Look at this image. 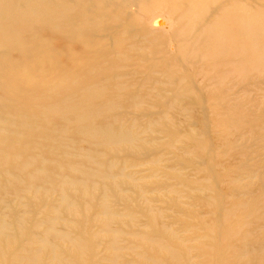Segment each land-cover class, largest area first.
I'll return each instance as SVG.
<instances>
[{
  "label": "rangeland",
  "instance_id": "374dc122",
  "mask_svg": "<svg viewBox=\"0 0 264 264\" xmlns=\"http://www.w3.org/2000/svg\"><path fill=\"white\" fill-rule=\"evenodd\" d=\"M9 1L27 9L21 0ZM80 1L83 9L72 27L82 24L86 28L101 22L105 37L81 42L88 44L83 48L72 41L65 45L62 34L39 27L38 35L49 41L36 53L49 54V72L37 77L30 72L29 80L22 84L28 90L7 98L0 88V138L29 142L27 146L10 142L0 145V181H6L9 173L21 177L15 166L23 158L38 154L35 146L43 142L41 130L45 128L50 129L56 143L59 141L52 150L60 151L57 160L61 163L44 157L38 166L35 164L38 174L44 171L63 177L67 175L63 164H83L86 169L79 168L78 179L84 178L85 172L99 171L109 180L88 177L86 186L72 195L51 193L44 176L36 174L42 182L28 183L37 186V191L22 188L16 195L1 194L0 231L1 222L8 227L1 236L0 264H22L27 255L24 250L36 249L40 234L48 226L55 241L49 250L36 251L41 258L38 264H264V61L257 67L242 65L237 85L228 94V105L210 106L188 84L181 90H172L167 84L154 86L162 76L149 68L155 61L166 62L168 47L134 49L137 39H131L124 27L118 26V20L106 12L108 0ZM238 2L243 14L254 11L255 16L264 15V0ZM153 11L160 21L154 26L153 38L169 36L174 22L150 8V23ZM24 16L31 17L20 18V24L38 20L41 15ZM109 18L115 23L112 20L108 25ZM255 28L264 37V28L254 24ZM117 38L121 41L116 43ZM259 45L264 57V42ZM14 52L17 57H10L15 61L8 62L24 66V55ZM67 62L81 69L77 73L72 68L74 78L68 77ZM103 63L118 66L103 72ZM64 70V78L72 80L67 86L82 89L99 83L103 98H112L113 105L122 104L123 99L133 105L126 103L98 113L99 106L87 104L101 106V100L89 102L86 93L76 92L70 96L78 105L67 112L65 120L48 114L45 122L23 128L30 118L16 115L3 103L13 107L10 99L19 96L39 109L61 91L59 85H53L49 90L53 96L46 97L39 90L44 87L41 78L53 84ZM133 79L140 81L132 84ZM110 82L124 85L114 90ZM201 82L197 80L199 85ZM148 92L154 93L149 96ZM87 111L93 116L78 122V116ZM103 123L109 124L111 141L95 138L97 146L86 163L80 156L90 147L84 128L92 131L106 125ZM60 128H67L65 143L60 141L61 133H56ZM64 199L70 203L66 210L62 209ZM16 215L25 220L20 234H14L12 227ZM42 222L45 227H35ZM71 241L78 242V250Z\"/></svg>",
  "mask_w": 264,
  "mask_h": 264
},
{
  "label": "bare ground",
  "instance_id": "6f19581e",
  "mask_svg": "<svg viewBox=\"0 0 264 264\" xmlns=\"http://www.w3.org/2000/svg\"><path fill=\"white\" fill-rule=\"evenodd\" d=\"M21 1L27 5L26 10L19 9L17 5H14L9 0H0V88L6 98L17 94L16 92L28 90L22 84L29 80L30 72H34L36 77L38 74L49 72L47 63L49 54L36 53L39 49H45L49 41L48 38H42L38 35L40 32L38 30L39 27L45 32L49 31L48 33L55 32L62 34V41L65 45H68L72 41L75 45L79 44L83 48L88 44H82L81 42H95L98 37L105 35V26L101 22L94 26H87L86 28L82 27V24H80L79 28L72 27V22L79 18L80 12L83 9V2L80 0H73L71 2L68 0ZM108 3L109 9L106 12L118 20V26H123L126 34L131 39H137L134 42V49L168 47L166 52L169 56L166 62L155 61L149 68L152 72L159 73L162 76L160 80L153 83L154 86L167 84L172 90L176 88L181 90L184 85L188 84L200 97L206 99L207 104L210 106L228 105V94L237 85L242 65L257 67L260 61H264L262 51L259 48V43L264 42V37L261 36L259 29H254V24L260 28H264V15L255 16L254 11L253 13L243 14L238 0H108ZM223 5L226 6L225 9H223ZM130 7H134V10L129 11ZM150 8H155L156 11L160 10V12L168 15L174 22L169 36L163 34L161 36L165 37L153 38V34L156 33L157 28L154 26H159L160 21H158V15L153 11L151 18L154 19L150 23V16H147L148 9ZM36 13L41 15L39 16L40 19H28L26 22L20 24V18L31 17L24 15H34ZM173 17L174 20L172 19ZM114 19L109 18L106 22L109 25ZM150 34L151 37L147 38ZM119 41L121 39L117 38L116 43ZM170 46L173 47V51L171 52L169 51ZM14 51H19L24 55V58L21 60L25 64L24 66L8 62L15 61L10 57L13 54H15L14 58L17 57ZM101 56H104V54L101 53ZM67 64L68 62L66 63V67L69 70V78L73 77L74 74L72 68H75L78 71L77 73L81 71L79 67ZM117 66L108 63L101 64L103 72L112 70ZM64 77H67L66 70L55 78L53 84H51L50 80L44 77L41 78L40 85L44 87H42L43 91L42 89L39 90L42 93L44 92L46 97L53 96L49 91L53 85V87L59 85L61 91L55 92L57 96L46 99L42 103L44 106L39 109H34L28 98L26 101L19 96L10 99L13 107H9L6 103L3 104L6 105V109L13 110L16 115L30 118L27 119L30 121L27 125H23V128L25 126L30 128L31 125H36L39 121L45 122L48 114L65 120L67 112L76 109L78 105L74 96H70L71 94H76V92L86 93L89 102L92 100L100 102L101 100V106L99 105L100 103L95 105L94 102L87 104V107L99 106L98 113L111 109L114 110L115 107L126 103L133 105L127 99H123L122 104L113 105L111 102L112 98L108 100L107 98H103L105 93L101 90L99 83L83 86L84 88L82 89H76L74 85L67 86L72 80ZM199 79L202 81L200 85L197 83ZM139 81V79H133L132 84ZM112 84L115 87L114 90L121 89L124 85L123 83L118 86L115 83ZM207 85L209 86L208 89H206ZM33 86L35 88V85ZM153 93L148 92V95L150 96ZM209 96L210 98L208 99ZM91 116H93L91 111H87L78 116L77 120L78 122L87 121ZM35 129L32 133L36 130L38 131V128ZM83 132L89 137L90 147L80 156L87 163V161L92 159L90 156L95 150V146H97L93 140L95 138L108 140L112 138V134L109 130V124L93 127L92 131H89L88 127H85ZM56 133H61L60 141L65 143L67 128H60ZM41 135L43 142L35 146L38 154L33 157L23 158L16 164L15 167L17 172H20L21 177H13L9 173L6 181H0V195L4 193L16 195L22 188L37 191V186L28 183L29 181H34L38 185L42 182L40 178H35L36 174L37 176H44L43 179L50 184L48 190H52L51 193L60 192V194H67L66 192H68L72 195L73 191L86 186V183L89 182L88 177L95 176L101 178L103 181L109 180L106 174L101 176L102 174L100 175L99 171L90 175L88 172V174L85 172L83 173L84 178L78 179L79 174H81L79 173V168L86 169V165L83 164L80 166L60 164L62 165L61 168H64V171L67 172V175L63 177H52L44 171H40L38 174L34 168L35 164L38 166L44 157L54 159L56 164L61 163L57 160L60 151L54 152L52 150V145L57 148L59 141L56 143L52 139V132L49 128L41 130ZM0 141V145H5L6 142H10L13 145H29V142H19L15 137L10 138L8 141H2L0 138ZM61 154L72 155L71 152L64 151H61ZM1 156L2 154H0V159ZM25 156L22 155L21 157ZM69 204L64 199L62 209L66 210ZM12 222L14 234H20L21 232L19 231L23 228L22 225L25 224V220L16 215ZM1 223L3 224H1L2 231H0V247L1 236L8 227L6 226V222ZM45 225L46 223L42 222L35 227H45ZM45 228L47 230L43 229L40 234L41 242L37 245V248L32 247L24 250L27 255L22 261L18 258L22 264H38L41 258L36 251L42 252V250L50 249L51 242L55 241V235L51 233L49 226ZM27 232L34 238L35 235H32L31 231ZM70 243L71 245H75L76 250L79 249L77 241L73 243L71 241Z\"/></svg>",
  "mask_w": 264,
  "mask_h": 264
}]
</instances>
